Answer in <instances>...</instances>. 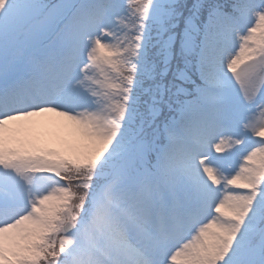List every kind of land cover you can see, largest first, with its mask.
Wrapping results in <instances>:
<instances>
[{
    "label": "snow or ice",
    "instance_id": "snow-or-ice-1",
    "mask_svg": "<svg viewBox=\"0 0 264 264\" xmlns=\"http://www.w3.org/2000/svg\"><path fill=\"white\" fill-rule=\"evenodd\" d=\"M0 264H264V0H0Z\"/></svg>",
    "mask_w": 264,
    "mask_h": 264
}]
</instances>
